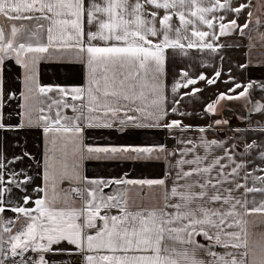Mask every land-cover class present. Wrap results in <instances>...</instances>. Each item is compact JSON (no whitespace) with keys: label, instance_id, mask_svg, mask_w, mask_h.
Wrapping results in <instances>:
<instances>
[{"label":"snow or ice","instance_id":"1","mask_svg":"<svg viewBox=\"0 0 264 264\" xmlns=\"http://www.w3.org/2000/svg\"><path fill=\"white\" fill-rule=\"evenodd\" d=\"M254 69L264 0H0V264H264Z\"/></svg>","mask_w":264,"mask_h":264},{"label":"crops","instance_id":"2","mask_svg":"<svg viewBox=\"0 0 264 264\" xmlns=\"http://www.w3.org/2000/svg\"><path fill=\"white\" fill-rule=\"evenodd\" d=\"M242 22L243 21L241 20V23ZM228 42L231 43L232 40L230 39ZM185 62H187V61H185ZM171 74H172V66L170 65L169 66V82H171V79H172ZM41 75H42V79L45 83H50L53 81L62 83L65 81V78H66V73H64L63 71L58 72V73H54L51 70V68L48 66H42ZM262 76H264V70L254 69L248 78L249 79H259ZM71 82H73V83L80 82L79 77H75ZM199 86L203 87V84H201ZM218 87L220 90H224L227 86L224 84H220V85H218ZM214 91H216V89H209L208 91L204 92L202 95L205 99H207L209 94L211 92H214ZM259 95H261V94L260 93L256 94L257 97ZM231 107L239 109L240 105L238 103H233L231 105ZM188 110L191 111L192 109L189 108ZM196 111H197V113H199V107H197ZM197 122H202V121H197ZM161 135H163V134H161ZM95 139L99 143H107V142L128 143V142H132L128 137L120 136L115 132L109 133L108 131H100V132L96 133ZM136 142H140V141L137 140ZM89 167L95 171H101L102 174L116 175V174L121 173L122 171H128V170L132 169L133 165L129 163V164H125V165L108 164L107 166L101 165L99 167H97L96 165H90ZM144 174L147 175L148 172H144ZM131 175L134 177L140 176L141 175V169L136 168L135 171H133L131 173ZM9 215H11V213H9Z\"/></svg>","mask_w":264,"mask_h":264}]
</instances>
